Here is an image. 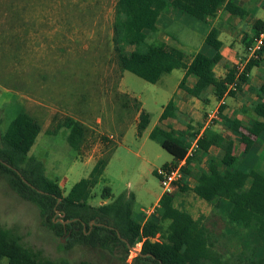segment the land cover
I'll return each instance as SVG.
<instances>
[{
	"label": "rangeland",
	"instance_id": "rangeland-1",
	"mask_svg": "<svg viewBox=\"0 0 264 264\" xmlns=\"http://www.w3.org/2000/svg\"><path fill=\"white\" fill-rule=\"evenodd\" d=\"M116 3L117 0H0V132H5L22 108L37 117L42 130L29 154L45 162L46 175L59 180L64 194L90 173L92 163L88 164L85 158L107 155L115 147L102 178L86 200L95 206L103 203L105 187L111 188L108 202L123 192H132L137 219L158 220L160 231L156 238L162 241L169 221L161 219L156 210L162 187L159 175L153 171L171 162L173 156L152 136L151 130L159 124L164 106L177 91L184 69L165 73L156 83L128 70L122 73L113 42ZM195 24L201 23L179 10L169 9L159 22L160 30L149 34V41L165 43L163 38L169 37L168 43L194 54L202 45L200 35L193 34L192 28L198 27ZM134 49L131 45L125 47L128 53ZM125 94L130 96L127 107L122 106ZM133 98L150 115V122L141 133L135 122L139 112ZM68 117L78 119L87 128L80 153L83 158L69 145L70 130L61 127ZM208 120L204 109H198L194 115L180 111L177 121L168 126L176 125L188 138L187 132L201 134ZM210 125L231 133L236 154L243 163L255 164L256 145L245 152L236 132L224 121L216 118ZM210 155L215 156L221 168L227 166L225 152L212 147L209 155H197L192 160L193 172L207 168ZM179 184L193 187L195 179L189 177L177 184L174 203L209 228L214 249L225 258L241 252L264 257V241L255 230L227 221L228 203L215 206V201L202 199L192 189L181 191ZM55 216L60 218V214ZM0 222L16 230L25 244L55 260L133 264L142 247L135 246L137 251L130 249L124 260L121 250L62 246L68 236H59L45 225L39 208L16 193L2 176ZM0 264H9L8 259L2 258Z\"/></svg>",
	"mask_w": 264,
	"mask_h": 264
},
{
	"label": "trees",
	"instance_id": "trees-1",
	"mask_svg": "<svg viewBox=\"0 0 264 264\" xmlns=\"http://www.w3.org/2000/svg\"><path fill=\"white\" fill-rule=\"evenodd\" d=\"M222 6L231 14H244L242 7L230 0H117L113 42L121 69L156 83L165 73L183 68L186 71L179 87L199 99L204 97L210 87L219 100L225 95L234 96L241 92L248 83V74L262 57L251 59L238 78L237 66L230 68L224 77L218 78L214 72L216 60L213 57L198 52L190 60V56L177 46L149 41V34L157 32L160 16L164 11L179 10L204 20L207 16L214 15ZM263 25L264 20H258L254 24L251 34L246 36V46L253 43ZM205 42L216 51L220 50L222 42L216 28L210 30ZM127 45L134 46V52H126ZM189 77L195 78L192 86L187 84ZM234 82L236 89L229 90V85ZM133 99L139 112L137 128L141 133L148 126L150 115L141 109V102L137 98ZM129 100L128 94L123 95L122 106L127 107ZM253 105L257 118L249 123L225 117V104L219 106L218 112L227 127L236 132L244 144L245 152L256 145L257 161L252 166L243 163L236 154L234 139L217 131L212 125L203 126L201 134L187 132L186 138L183 131L159 123L152 136L173 156V160L163 167H175L185 159L182 166L184 177L180 181L185 182L186 178L192 177L195 184L193 187L179 184L181 191L192 189L202 199L215 201V206L221 202L228 203L227 221L255 230L264 241V82L257 88V100ZM178 116L179 108L175 100L171 99L164 107L160 121ZM62 126L70 129L69 143L80 151L87 133L84 123L68 117ZM41 130V121L22 109L5 132H0V176L22 198L39 208L45 225L59 236H68L67 243H61L62 246L82 245L113 252L121 250L125 260L130 246L135 247L142 242L140 254L134 257L133 264H264V257L241 252L237 256L225 258L214 249L209 228L205 224H199L188 211L175 206V191L163 194L156 208L160 218L169 221L168 233L162 241L152 240L160 231L158 220L149 218L144 222L137 219L135 196L132 192H123L112 201L97 206L90 204L86 199L91 197V190L102 177L115 147L97 160L88 177L76 182L64 194L59 180L46 175L44 162L29 154ZM198 134L197 147L192 155L187 156L188 149ZM211 147L225 152L227 166L221 168L215 156L210 155L207 168L193 172L192 160L197 155H209ZM153 172L157 173L156 170ZM110 195V187H105L103 198L107 199ZM56 209L60 210L62 220L70 221L66 224L55 221L59 217L55 216ZM91 221L94 223L91 224ZM2 258H7L9 264H96L88 260L73 262L66 258L55 260L43 256L40 250L25 244L16 230L0 222V260Z\"/></svg>",
	"mask_w": 264,
	"mask_h": 264
},
{
	"label": "crops",
	"instance_id": "crops-1",
	"mask_svg": "<svg viewBox=\"0 0 264 264\" xmlns=\"http://www.w3.org/2000/svg\"><path fill=\"white\" fill-rule=\"evenodd\" d=\"M227 1H229V0H227ZM230 1H233L235 4L242 7V9L244 10V14L242 16L236 15V14H231L230 12H227L225 10L224 6H222L216 10L214 15L207 16L204 20L197 19L200 21L201 24H195L198 27L192 28L193 34L200 35L199 38H200V40H202V45H200V47L196 48V53L203 52L206 55L213 57L216 60L214 72L218 78L224 77L230 68L237 66V64L240 62V60H242L247 55L248 46H246V36H248V34H251L252 27L254 26V24L258 20H264V0H230ZM164 15H165V11L160 16L159 22H160V20L163 19ZM200 25H203V27L200 28ZM213 28H216L218 30V38L222 42V47L220 48L219 51H216L215 49L211 48L205 42V38H206L207 34ZM159 30H160V25L158 23V30L157 31H159ZM164 38H163V40L165 41V43L167 45L177 46V45H172V44L168 43V42H170L171 38H169V37H167L165 39ZM178 46H180V44ZM183 47H186V46L183 45ZM189 51L194 52L191 49ZM196 53H194V54H196ZM194 54L193 53L188 54L190 56V60ZM123 71H125V70H122V73H123ZM185 71L186 70L184 69V75H185ZM248 77H249L248 83L244 86L243 90L241 92H237L234 96L225 95L223 97L224 103H222V101H221L222 99H220V100L217 99V97L214 94L212 87H210L206 90L204 97L202 99H199V98H196V97L189 95L184 89H182L178 86L177 91L175 92L174 96L171 99L175 100L176 105L179 108V112L180 111L186 112L189 115L196 114L198 109H200V110L204 109L205 112H207L209 115L213 109L215 111L217 109V107L219 109V106L221 104H225L226 107H225V110L223 112L225 117L232 119V120L235 118H238V119H241L244 123H249L250 121H253L254 119L257 118L255 112L253 111V106H254L253 104L257 100V88L264 82V52H263L261 61L259 62V64L257 66L252 68V70L248 74ZM188 79L190 80V84H188V85L192 86L195 82V78L189 77ZM168 102L166 103V105L168 104ZM248 103H251V104L248 105ZM235 104L237 106H234ZM249 106H250V109L248 108ZM141 109L144 110L142 107V103H141ZM195 109H197V110H195ZM236 110H239V111L237 114L236 113L234 114V112ZM18 113H16V115ZM232 113L234 115H231ZM137 118L138 117H136V119H135L136 124L138 123ZM219 120L222 122L224 121V119H222L221 117L219 118ZM173 121H177V118L169 117L167 119H164L163 121L159 120V123L161 122L164 125H169L170 123H174ZM156 125H158V123ZM172 127L174 129H178V127L176 125H174ZM204 127H206V124L204 125ZM154 128L151 130L152 133L154 131ZM214 129H217V128H214ZM219 132H221V133L225 134L226 136L234 139L231 136L232 134L229 132H224V131H220V130H219ZM68 136H69V134H68ZM68 142H69V140H68ZM69 145H70V143H69ZM71 148H73V147L71 146ZM75 151L77 153L76 155L79 154V156L81 158H83L80 154L81 150L80 151L75 150ZM112 155H111V158H112ZM99 158H100V156L85 158V161L88 164L92 163L91 171H92L94 165L96 164V162ZM111 158H110V160H111ZM110 160H109V162H110ZM109 162H108V164H109ZM107 165H106V167H107ZM89 174H88V176H89ZM103 174H104V172H103ZM103 174H102V176H103ZM47 176H49V175H47ZM49 177H51V176H49ZM51 178H53V177H51ZM63 179L64 180L66 179V181H67V177L65 175H63ZM66 181H65V183H66ZM162 195H163V192H161V194L159 195L156 205L159 204V200L162 197ZM111 196H112V194L110 195L109 198H111ZM109 198H107V199H109ZM107 199H104L103 203H107L108 202ZM103 203H100V204H103ZM176 207H178V206H176ZM178 208H180V207H178ZM180 209H182V208H180ZM185 211H187V210H185Z\"/></svg>",
	"mask_w": 264,
	"mask_h": 264
},
{
	"label": "built area",
	"instance_id": "built-area-1",
	"mask_svg": "<svg viewBox=\"0 0 264 264\" xmlns=\"http://www.w3.org/2000/svg\"><path fill=\"white\" fill-rule=\"evenodd\" d=\"M264 52V25L263 27L259 30L258 35L254 38L253 43L248 46L247 48V55L240 60V62L237 64V68H238V73H237V78L238 75H240L243 71V69L245 68L246 64L253 58L255 59H259L262 57ZM236 82V81H235ZM232 83L229 85V90L231 89H236V83ZM222 103H224V99L222 98ZM219 109H216L214 112L210 113L209 116V120L208 122H206V126H209L211 124V122L213 121V119L216 118H220L219 114ZM200 135H198L199 138ZM197 147V138L194 139L191 143L190 148L188 149L187 152V156L192 155L193 150ZM185 163V159L181 160L179 162V165L175 166V167H169V168H165L163 166L157 168V174L160 177V183H161V187H162V192L163 194H171L176 190L177 184L180 180L183 179L184 177V173L182 170V166ZM152 240H158V238L153 237ZM138 245H142V242H139L137 244ZM135 249V247H134ZM134 251H137L136 249Z\"/></svg>",
	"mask_w": 264,
	"mask_h": 264
},
{
	"label": "water",
	"instance_id": "water-1",
	"mask_svg": "<svg viewBox=\"0 0 264 264\" xmlns=\"http://www.w3.org/2000/svg\"><path fill=\"white\" fill-rule=\"evenodd\" d=\"M25 180H26V179H25ZM26 182H28V181L26 180ZM28 183H29V182H28ZM29 184H30V183H29ZM39 191H40V192H43L42 190H39ZM59 201H60V199H59ZM59 212H60V210H59V209H56V215H57V214H60V215H61V212H60V213H59ZM58 220H59V221H62L64 224H66L67 222L70 221V220H66V221H64V220H62L61 217L58 218ZM93 223H94V221H91V224H93ZM130 249H131V250H135L134 247H132V246H130ZM138 254H140V251H138Z\"/></svg>",
	"mask_w": 264,
	"mask_h": 264
}]
</instances>
